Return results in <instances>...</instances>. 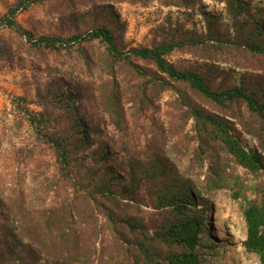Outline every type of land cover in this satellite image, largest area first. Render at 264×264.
Instances as JSON below:
<instances>
[{"label":"trees","instance_id":"1","mask_svg":"<svg viewBox=\"0 0 264 264\" xmlns=\"http://www.w3.org/2000/svg\"><path fill=\"white\" fill-rule=\"evenodd\" d=\"M163 1L185 8L193 7L196 2ZM216 1L226 4L229 15L236 19L235 26H244L238 18L249 11L246 1ZM17 11L15 8L5 16L3 24L33 46L73 49L100 40L107 52L145 78L153 89H173L174 82L187 83L199 95L201 103L178 102L179 106H186V120L193 122L188 140L194 144L193 151L180 146L173 149L177 156L173 158L164 156L162 150L156 149L160 147H156L155 159L146 162V169L130 171V181L121 190L122 196L114 191L119 174L114 175L108 168L105 173L98 171L111 154L101 155L97 163L85 155L92 128L75 112L77 88L52 89L45 85L44 90L38 91L45 108L54 104L69 114V129L49 127L47 111L35 112L18 103L32 131V142L18 149V155L26 151L33 158L42 152L48 160L45 159V171L32 172L31 185L25 180L6 181L0 173V264H207L206 249L211 247L201 235L205 212L209 197L221 189L230 191L242 210L247 227L242 241L244 249L256 254L264 264V84L213 88L201 74L182 69L168 58L184 46L201 47L202 52H212L214 58L231 49L243 50L240 48L264 56L263 41H255V34L264 35L261 27H254L247 38L245 35L235 38L228 32L221 35L218 29L209 31L208 40L220 35L217 39L220 43L209 46L202 45L204 39L196 31L181 27L174 37L158 45L125 51L120 49L115 32L108 27L67 38L36 37L17 21ZM134 59L152 63L157 74L149 76ZM106 89L109 103L104 104L105 110L116 130L126 137L130 128L119 82L110 79ZM17 100L25 101V98ZM139 102L142 106L152 104L146 94ZM244 134L257 145L248 148ZM1 150L0 139V156ZM181 153H189L184 170L180 168L185 160ZM142 183L155 187L151 193L154 208L165 219L154 229L115 213V209L138 202L134 191Z\"/></svg>","mask_w":264,"mask_h":264},{"label":"rangeland","instance_id":"2","mask_svg":"<svg viewBox=\"0 0 264 264\" xmlns=\"http://www.w3.org/2000/svg\"><path fill=\"white\" fill-rule=\"evenodd\" d=\"M27 1L0 0V173L6 181L20 180L23 183L25 180L27 185H31L32 172L45 171V159L48 157H44L42 152L33 158L26 151L18 155V149L32 142V131L20 113L18 103L35 112L47 111L49 127L61 130L70 127L68 113L54 104L47 108L42 105L44 100H40L38 91L44 90L45 85L52 89L60 86L78 89L75 112L92 128L85 155L97 163L101 155L111 154L98 171L105 173L108 168L114 171V175L119 174L114 191L121 196L124 195L121 190L130 181V171L146 169V162L155 159L156 149L173 158H177L173 149L180 146L193 151L194 144L188 141L193 122L186 120V106L183 108L178 102L185 101L186 105L190 100L199 105L201 99L187 83L174 82L173 89H153L145 78L107 52L100 40L83 43L73 49L52 50L33 46L3 24V18L13 9L18 8L17 21L36 37L67 38L108 27L115 32L120 49L125 51L158 45L174 37L181 27L196 31L204 39L203 46L220 43L217 40L220 35L212 38L214 40L207 38L209 31L217 29L221 35L228 32L235 38L236 35L247 38L257 26L264 32V0H244L249 11L238 18L244 26H235L236 19L229 15L226 4L216 0H196L191 8L167 5L163 0H41L28 4ZM255 39L264 44V35L255 34ZM200 48H177L168 58L182 69L198 72L213 88L264 84V56L240 48L243 50L231 49L214 58L212 52L205 53ZM134 60L148 71L149 76L157 74L152 63ZM110 79H115L120 85L130 128L126 137L116 130L105 110L104 104L109 103L106 88ZM143 94L152 104L141 105L139 100ZM18 97L25 98V101H18ZM238 128L241 129L240 126ZM244 138L248 148L257 145L251 137L244 134ZM189 153H181L185 157L181 170L188 164ZM141 185L134 191L138 202L132 201L128 208L115 209V213L118 217L134 219L138 224L154 229L165 219L154 208L155 199L151 193L155 192V187L145 183ZM208 205L201 234L211 247L206 249L207 264H261L259 257L242 245L247 235L246 222L230 191H216L209 197ZM199 207L202 204L199 203ZM216 231L218 235H215Z\"/></svg>","mask_w":264,"mask_h":264},{"label":"bare ground","instance_id":"3","mask_svg":"<svg viewBox=\"0 0 264 264\" xmlns=\"http://www.w3.org/2000/svg\"><path fill=\"white\" fill-rule=\"evenodd\" d=\"M215 235H218V232L217 231L215 232Z\"/></svg>","mask_w":264,"mask_h":264}]
</instances>
